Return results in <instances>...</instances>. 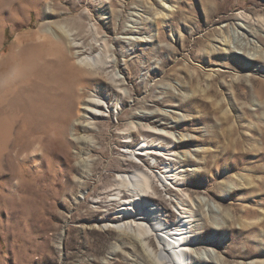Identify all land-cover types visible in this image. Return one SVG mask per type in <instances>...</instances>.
<instances>
[{
    "label": "rangeland",
    "instance_id": "rangeland-1",
    "mask_svg": "<svg viewBox=\"0 0 264 264\" xmlns=\"http://www.w3.org/2000/svg\"><path fill=\"white\" fill-rule=\"evenodd\" d=\"M32 1L0 0L18 27L0 33V264H161L131 200L161 202L170 230L184 221L189 264H264V0H40L49 17L16 15ZM40 27L106 59L85 99L109 108L62 139L34 133L20 157L24 89L60 69ZM135 123L145 139L125 146Z\"/></svg>",
    "mask_w": 264,
    "mask_h": 264
},
{
    "label": "bare ground",
    "instance_id": "bare-ground-1",
    "mask_svg": "<svg viewBox=\"0 0 264 264\" xmlns=\"http://www.w3.org/2000/svg\"><path fill=\"white\" fill-rule=\"evenodd\" d=\"M40 3V0H34L28 6L19 7L16 11V15L24 18L29 13L34 12L40 19L49 17L50 14L46 13L44 15L42 13ZM6 28H10L13 31L18 29L16 24L12 23L10 20L2 19L0 21V33H3ZM37 33L40 35V37L51 39L53 40V42H55L56 45H58L59 51L61 53V60L59 61L61 62L59 64L60 69L57 71V73L55 71L56 74H54V76L50 78L48 77L44 80L40 79L41 81L38 80L31 82L24 89V98H22L20 102L18 101L19 108L23 110V127L17 135V141L19 142V144L17 146L18 151L16 152V154L20 157L24 152L29 150L32 144L31 141H34L35 139L34 133L43 130V133L46 134L48 132H51V130H55L58 138L62 139L67 134L69 123L74 121L76 119V116L80 118L82 117L81 119L93 121L99 119V117L102 116L101 114H103L105 109L104 102L106 103V105L108 104L109 108V102H107L106 98H102L101 91L95 90L88 95L87 100L85 99V88H87L88 86L91 87L93 83H96L97 78H95V76L100 72L99 70L105 67L107 62L106 59L100 56H86V53L83 51V49L80 50V48L82 47L81 43L77 42L76 40H70L71 42L68 45L66 44L65 37L59 35H57V37H54L52 33L44 29L43 27H40ZM25 42V38H18L15 41V46H19V48H21V46L25 44ZM93 49L95 48H91L92 51H94ZM72 50H74L73 55L71 54ZM14 52L15 51H13V53ZM75 58L77 60H75ZM16 72L17 67L11 68L9 76H13ZM0 80H2V78ZM71 85H78V88H75L73 92V89H71L70 87ZM117 104H119V102H117ZM73 126L74 128H76L78 124H76L75 122ZM144 129L145 128L140 125V123L133 124L128 129V131L124 133V136H122V138L126 141L125 146H130V143L135 142L136 135H138V137L142 136L145 139V136L142 133ZM26 138H28V140ZM146 143L149 142L144 140L140 145L141 149L139 150L143 153H146V150L148 151V148L144 147ZM153 143L154 141L150 142V144ZM130 156L143 155L140 152L138 154L130 152ZM152 159L156 160V158ZM165 168L169 170L172 167L168 165L165 166ZM169 173L172 174L174 172L170 171ZM171 176H177V174H173ZM127 178H124V181L128 184L131 178ZM141 180L136 175L132 177L131 185L133 189H135L134 192L136 193L144 192V184ZM117 197H119V194L117 195ZM119 201L122 202V199H120ZM157 202L161 204V202L159 201H154V204L152 205L154 206V209H150L149 211L145 212H143L142 210L140 211L138 208V203L132 200L130 201V204H127L125 202L122 205H129L133 209H137L138 215L140 216L138 219L144 220L137 223L139 230L142 231V235H150L153 233L158 240L159 251L157 252L159 254L161 264H189V248L186 247V244L190 241L188 235V226L182 224L184 221L182 222L181 219L176 224L171 225L173 226V229H168V227H166V224L163 223L161 210L157 207ZM124 210L120 211V213L122 214L121 216L132 214L129 213V211L131 210ZM184 210L185 213L183 214H191V218L192 212L188 209ZM151 213H153V215H151ZM185 222L189 224V221ZM127 225V223L122 224L120 220H118L114 224V228L116 230H121ZM153 240L155 239L153 238ZM150 242H152V240Z\"/></svg>",
    "mask_w": 264,
    "mask_h": 264
}]
</instances>
